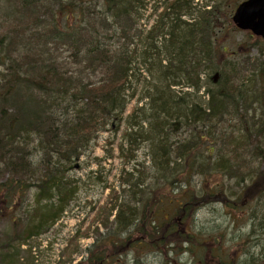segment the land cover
I'll return each mask as SVG.
<instances>
[{"label":"trees","instance_id":"obj_1","mask_svg":"<svg viewBox=\"0 0 264 264\" xmlns=\"http://www.w3.org/2000/svg\"><path fill=\"white\" fill-rule=\"evenodd\" d=\"M147 1L103 0L97 12L83 0H13L3 11L0 190H37L27 223L13 229L19 240L41 235L61 218L75 193L64 178L102 133L125 135L133 157L139 140L148 144L143 180L125 181L119 229L134 226L130 236L166 238L163 246L169 238L190 242L181 231L188 214L224 198L220 186L197 192L192 176L211 182L217 173L232 184L225 196L243 207L264 240V51L231 50L236 29L229 30L217 4L196 12L187 0H176L169 13L142 28ZM63 17L75 20L63 24ZM142 65L151 79L148 103L128 114L127 93ZM22 198L5 193L0 206L19 211ZM163 213L173 217L162 219Z\"/></svg>","mask_w":264,"mask_h":264},{"label":"rangeland","instance_id":"obj_2","mask_svg":"<svg viewBox=\"0 0 264 264\" xmlns=\"http://www.w3.org/2000/svg\"><path fill=\"white\" fill-rule=\"evenodd\" d=\"M83 1L97 12L103 10V0ZM240 1L187 0L189 5L191 4L197 11L207 3L217 4L221 9V17L223 20H229L230 24L235 5ZM164 2L168 1L150 0L147 9L143 12L142 28H146L145 25H147L148 30L153 20L156 19L155 16L163 13L160 5ZM9 7H14L13 0H0V20L3 17V11L8 12ZM156 7L159 9L157 10ZM71 20L75 19L63 17L61 22L66 24ZM229 30H233L232 25ZM230 38V49L233 51H238L239 47V53H247L251 50L253 56H256L261 48L264 51V40L250 33L233 31ZM141 52L142 48L139 47L136 66L142 63ZM68 54L65 53V56L69 57ZM67 59L73 62L72 59ZM137 68L141 72L136 70L137 73L127 93L131 97L128 113L136 104L141 107L148 103L145 99L148 93L146 82H150L151 79L146 78L147 72L143 65ZM186 91V89L183 90V92ZM197 97H202V92ZM185 136L186 134L183 135ZM126 142L127 138L122 133L100 134L96 146H94L95 143L93 144L94 149L90 148L77 166L71 169L64 178L75 192L67 209L57 223L47 227L41 235L29 241L30 243L23 245L16 241L17 237L13 236L14 228L10 220L14 219L17 212H11L7 218L0 219V264H7L3 262L4 257L12 254L18 255L17 264H81L84 261L82 259L86 258V248L92 246L93 241H99L101 237L117 229L114 225L115 211L113 209L121 201L128 199V193L124 192L127 178L137 179L135 183L139 184L138 182L144 178V170L150 167L148 144L139 140V150L133 157V152L128 153L126 150ZM121 146L124 147L123 152L120 150ZM40 158L41 156L36 154L33 161L38 162ZM204 159L206 157L201 160ZM215 161L217 158L212 160V162ZM178 163L182 162L178 161ZM210 178L211 182H208L203 174L196 172L192 176L191 186L201 194L209 185L220 186L217 194L224 198L222 200L221 196H217L201 206L193 216L191 214L186 217L187 222L181 231L183 233L189 231L193 234V244H185L183 237L178 240L175 238L177 241L173 245L164 248L157 243H154L151 248L141 246L140 243L119 244L125 249L117 246L114 252L123 251L127 256H118L115 264H264V240L260 241L257 236L258 242L253 244L250 241L251 224L246 220L247 216L243 212V207L233 205V201L225 196V193L232 187L231 182L222 174L217 173H213ZM36 194L37 191L33 190L29 196L25 195L26 203L22 204L25 205L22 207L23 214L36 208ZM19 214L21 215L20 211ZM165 217L166 214L161 215V218ZM9 246H12L11 250ZM108 251L111 250L106 249V252Z\"/></svg>","mask_w":264,"mask_h":264},{"label":"water","instance_id":"obj_3","mask_svg":"<svg viewBox=\"0 0 264 264\" xmlns=\"http://www.w3.org/2000/svg\"><path fill=\"white\" fill-rule=\"evenodd\" d=\"M232 20L239 29L252 31L256 36L264 38V0L242 3Z\"/></svg>","mask_w":264,"mask_h":264},{"label":"bare ground","instance_id":"obj_4","mask_svg":"<svg viewBox=\"0 0 264 264\" xmlns=\"http://www.w3.org/2000/svg\"><path fill=\"white\" fill-rule=\"evenodd\" d=\"M173 2V1H172ZM172 2H170V3H164V8H165V10H164V14L165 13H169V10H168V6H170V4L172 3ZM150 3V1H147V6H148V4ZM168 10V11H167ZM196 12H198L197 11V9L195 10ZM188 91V90H187ZM141 107H143V106H141ZM130 108V107H129ZM129 108H128V112H129ZM129 114V113H128ZM137 119V118H136ZM136 123V122H135ZM200 129H204V128H200ZM205 130V129H204ZM190 137V133L188 132L187 133V135H186V138L185 139H187V138H189ZM145 175H143V177H144ZM136 220V219H135ZM136 222V221H135ZM135 224V223H134ZM130 228H127V229H124V230H121V228L119 229L120 230V232H122V233H125V232H127L128 230H129ZM258 229L257 228H252V227H250V231H249V236H250V241L251 242H253V244H255V242H258V238H257V234H258ZM32 237H34V236H32ZM11 245H13V243L11 244ZM258 246V245H257ZM11 248H12V246H9V249L11 250ZM255 248V247H254ZM10 250L8 251V252H10ZM18 255H15V254H12V255H9L8 257H4V259L5 260H3V262L4 263H7V264H17V261H19L18 259V257H17ZM11 257V258H10Z\"/></svg>","mask_w":264,"mask_h":264},{"label":"flooded vegetation","instance_id":"obj_5","mask_svg":"<svg viewBox=\"0 0 264 264\" xmlns=\"http://www.w3.org/2000/svg\"><path fill=\"white\" fill-rule=\"evenodd\" d=\"M92 246H89L88 248H86L85 253H86V258L82 259L84 260L83 262H81V264H83L85 261L89 262L92 261L94 262L93 259V252H98V241H93V243L91 244ZM98 264V263H95Z\"/></svg>","mask_w":264,"mask_h":264}]
</instances>
